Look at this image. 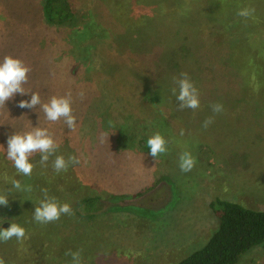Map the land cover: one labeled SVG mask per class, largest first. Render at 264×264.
Here are the masks:
<instances>
[{
  "label": "rangeland",
  "instance_id": "1",
  "mask_svg": "<svg viewBox=\"0 0 264 264\" xmlns=\"http://www.w3.org/2000/svg\"><path fill=\"white\" fill-rule=\"evenodd\" d=\"M45 1L0 0V63L9 55L22 60L31 68L28 80L35 75L39 81L51 65L62 71L68 59L73 61L70 58L73 54H67L63 48L65 43H61L65 36L60 37L59 29L45 24L39 14ZM75 5L76 12L86 7L93 15V37L100 44L88 45V42L87 47H94L99 57L114 60L111 66L118 67L116 74L129 81L134 79L133 74L138 78L140 73L151 79L154 90L147 92L135 78L142 94L140 100L152 116L149 121L140 120L144 121L140 128L148 135L160 133L167 141V152L158 158L150 155L149 148L143 155L136 153L138 157L130 162L129 172L151 185L160 173L167 177V184L132 203L140 208L159 209L167 202V208L156 213L139 211L132 205L120 207L121 196L112 197L111 192L102 190H109L105 186L111 177L108 173L98 186L102 192L92 191L89 167L97 162L92 163L84 154L81 160L85 163L84 168L78 166L81 162L70 165L64 181L57 182L53 188L58 190L48 192L59 203L70 204L73 215H62L59 220L47 224L33 219L35 207L43 198L41 189H46L43 177L28 179L26 186L32 187L31 192L13 190L8 206H0V229L5 223L9 224L7 228L10 223H17L26 230L23 240L0 241V258L5 264H72L71 256L66 255L69 250H80L83 264H178L204 248L220 229V220L212 206L214 202L229 201L264 211V76L255 71L259 67L264 70V65L257 64L260 51L256 44L258 38L254 37L255 33L264 35V0H77ZM244 7L255 9L257 16L238 15ZM143 20L150 27L148 44L135 46L138 30L132 29L138 28L135 23L139 26ZM120 21H127L126 30L130 31L119 33L122 34L121 43L116 35L123 29L118 25ZM82 25H86L84 21ZM232 30L238 40L233 44L235 34L228 35ZM185 35L189 41L182 40ZM251 35L247 45L245 40ZM224 36L226 39L222 44ZM180 41L189 43L188 47L182 44L181 51L188 50L192 42H200L195 51L198 55L192 54L195 58L190 61L192 64L177 59L182 56L180 53L168 57L169 61H179L180 68L198 89L200 107L195 110L179 108L175 79L182 78L181 74L174 70L159 79L153 73L156 69L147 67L143 61L147 62L154 53L176 48ZM128 44L135 50L129 52L130 47L125 46ZM261 46L264 52V40ZM202 49L205 54L201 53ZM194 64L196 67L192 69ZM122 65L131 67L123 70L119 68ZM223 67L226 69L224 74L221 72ZM231 73H237L239 77H231ZM80 74L81 79L85 77L86 80L90 75L84 69ZM53 85L46 87L42 83L40 86L46 93L49 88H55ZM173 88H177L176 95ZM83 92L71 94L80 97ZM214 104H222L223 111L214 113L211 107ZM209 117L213 122L204 127ZM121 128L123 135L128 128ZM130 129L135 130V127L130 126ZM181 130L184 135L180 134ZM78 136L75 134L74 140L70 134L63 135L57 142L60 148L51 158L62 155L67 160L69 156H81L75 149L81 150L83 146L79 144H83L84 138L83 134L80 135L82 139ZM133 141L128 142L131 147ZM0 146L5 149L0 148V192H6L11 188V180L21 181V177L15 176L6 159L7 142L3 141ZM86 148L84 153L89 154V147ZM102 152L106 155L108 151ZM183 152H190L196 160L195 167L186 173L179 167ZM104 155L98 153L99 163L109 162ZM2 160L8 163L4 164ZM50 162L53 164V159ZM161 164L164 168L158 170ZM133 167L135 170L131 171ZM73 168L76 172L84 169L83 174L77 172L80 179L72 172ZM135 186L127 187V190L134 192ZM84 199L95 200L79 204ZM239 264H264V246L248 252Z\"/></svg>",
  "mask_w": 264,
  "mask_h": 264
},
{
  "label": "trees",
  "instance_id": "2",
  "mask_svg": "<svg viewBox=\"0 0 264 264\" xmlns=\"http://www.w3.org/2000/svg\"><path fill=\"white\" fill-rule=\"evenodd\" d=\"M76 1L77 0H46L44 6L39 10V14L42 15L45 24L59 29L61 32L60 37L65 36L61 38V43H65V47L63 48L66 49L67 54H73L70 55V58L73 59V61L68 59L66 61L67 65L62 71H58L57 67L54 68L51 65L47 69V72L44 71V73L41 74L42 79L39 81L36 79L37 76H30L28 83L23 85L28 94L22 96L17 93L6 103V106L0 107V144H2L3 141L7 142L8 137L16 132L30 131L32 127L39 126L41 128H48L56 142L61 141L63 135L70 134L75 140V134L79 135L78 138H81L80 135L83 134L82 137L84 138V141L81 138L83 144H79V146L83 147L81 150H75L78 155H81L77 157L80 158L79 160L81 162L78 166L84 168L83 166H85V163L81 161L84 154L86 157L89 156L91 158L92 163H94L95 160L97 162L89 167L91 168L89 171V182L92 191H109L112 193V197L121 196L122 202L120 207L124 206L123 208L132 205L139 209V211H154L156 213H162L164 209L166 210L167 208V202L161 208L154 209L144 206L140 208L138 207V204L132 203V201H141L146 195H148V192L158 191L163 184H167V177L159 173L157 174L156 181L151 185V182L145 181V183H143L141 178H136L135 175H132L131 172H129L130 162L132 159L138 157L136 156V153L143 155L145 152L149 151L147 140L153 133L148 135L143 128H140L143 126L142 122H144L140 120L149 121L152 116L150 115L151 112L149 109H147V105H145L144 101L140 100L142 94H140L138 80L142 83L145 91L152 92L154 89L149 81L151 79L150 77H147L146 74L140 73L138 78L133 74L134 76L132 77H134V79L129 81L126 77L124 78L122 75L116 74L118 67L111 66V63H114V60L111 58L109 59L106 56L103 58L99 57L96 55V51L93 49L94 47H87L88 42H90L88 45H91V43L100 44V42L93 37L95 33L93 31V25H91L93 22V19H91V16H93L91 9L81 7V9L76 12L77 10L74 7L76 6ZM244 9L246 8L244 7ZM257 14L258 12L255 10L249 17H255ZM82 21H84L86 25L83 26ZM110 25L113 26L112 24ZM118 25L123 28L116 34L121 43L122 34L119 33H128L130 31L126 30L127 21H125V23L120 21ZM135 26L138 27L132 29L138 30L135 46H139L142 43L148 44L149 24L143 20L142 24L138 26V24L135 23ZM66 29L69 30L65 31ZM230 34L234 35V41H231V44L238 41L237 37H235L237 34L233 30L228 35ZM255 36L258 38L256 39V44H259L257 49L260 51L257 64L264 65V52L261 50L263 47L261 46V43L262 40H264V35H256L255 33L254 37ZM252 37L253 35L245 40L247 45ZM225 39L226 37L224 36L222 44H224ZM182 40L189 41V38L185 35ZM84 44L86 45L85 48ZM182 44L187 47L189 46V43L185 44L180 41L176 48L168 49L166 52L154 53V55H150V57L147 58V62L146 60L143 61L147 64V67L153 66V68L156 69V71L153 69V73L160 77L159 79H164L165 77L163 76H167V73L173 72L174 70V72H177L178 74L185 73V71L180 68L179 61L174 59L173 61H169L168 57L180 53L182 56H177V59L183 61V63H191L190 61H195V58H192L194 56L192 54L198 55L195 51H198L200 42L197 44H193L192 42L190 48L186 51L180 50ZM125 46L130 47L129 52L135 50L134 46L131 44ZM82 48H84V51ZM88 48L92 49V51H89ZM201 53L205 54L206 51L204 52L202 49ZM77 63L80 64L74 69L73 66ZM199 64L200 62H198V65ZM130 67V65L126 67L122 65L119 68L128 70ZM195 67L196 64L192 66V69H195ZM199 67H197L196 70H198ZM207 68L213 70L210 66H207ZM83 69L90 73L89 77H87L88 81L84 79L85 77L81 79L82 77L80 73L83 72ZM225 71L226 69L223 67L221 72L224 74ZM255 71L259 72V76L262 74L264 76V70L262 67L255 69ZM233 76L236 78L239 77L237 73H231V77ZM42 83L46 87L54 84L55 88H49V91L44 93L43 88L40 86ZM77 91L85 92L81 93L83 95L80 97H73V94H71L73 115L77 117L78 125L76 131L73 133H71V129L67 128L62 119L55 123L47 121L39 106H37L36 109H22L17 106L21 100L30 101L31 94L35 92L40 94L42 102H47L52 96H66L68 93H76ZM136 98L139 99L136 100ZM80 101H83V103ZM77 103L82 104L78 105ZM120 126L128 128L123 135L120 134V132L123 131V128ZM130 126L133 128L135 127V130L130 129ZM71 140L68 141L71 142ZM129 140H134L132 142V147L131 143H128ZM142 140L145 142L142 143ZM99 145H101V147ZM86 147H89V154L84 153L87 149ZM59 148L60 146L57 148V151ZM95 149L97 150L95 151ZM105 149L108 151V155L107 153L104 155L105 153L102 152ZM97 152L103 154L109 162L99 163ZM51 159L54 160L55 158L50 157L45 166L39 162L40 154H33L30 160L34 165L31 176L17 174L12 162H10V167L14 170V174L15 176L17 175V178L21 177V184L25 183L26 186L28 179H41L40 177H43V179H45L44 185L46 189L48 192H51L53 190H58L53 189L55 184L59 181H64L65 178L63 177L67 173V171L57 173L53 168L52 162H50ZM2 162L4 164L8 163V161L5 160H2ZM163 168L164 166L161 164L158 170H163ZM133 170H135V167L131 169V171ZM4 171L5 173L12 174L8 170ZM80 171L81 172H78L77 170L79 174L84 173V169H81ZM72 172L78 176V179H80L74 168ZM154 172L155 170H153L152 173ZM107 173L111 175V177L107 179L108 183L105 185L109 190H101L98 186L102 183L104 174ZM132 177L135 178L133 179ZM24 179H26V182ZM132 181L135 182L131 183ZM72 183L75 185L74 182ZM69 184H71V182ZM133 185H137L135 186V188L137 187L136 191L129 192L127 187L132 188L131 186ZM121 191L127 192L122 193ZM94 200L95 199H84L79 202V204H89L94 202ZM126 200L129 201L127 202ZM212 206L215 208L216 215L220 220V229L214 234L204 248L194 252L191 256L180 261L178 264H239L248 252L257 247L264 246V211L252 210L240 204L222 200L214 202Z\"/></svg>",
  "mask_w": 264,
  "mask_h": 264
},
{
  "label": "clouds",
  "instance_id": "3",
  "mask_svg": "<svg viewBox=\"0 0 264 264\" xmlns=\"http://www.w3.org/2000/svg\"><path fill=\"white\" fill-rule=\"evenodd\" d=\"M255 9H243L238 12L242 17H248L254 13ZM31 68L25 63L12 56H5L3 62L0 63V107L6 106V103L12 99L17 93L26 95L23 85L28 83L29 73ZM179 79H175L177 88H173L172 92L176 95L179 102L180 110L185 108L197 109L200 107L199 91L194 83L190 80L187 73H181ZM32 93V92H30ZM83 95V94H81ZM19 108L36 109L39 106L44 113L45 119L49 122L55 123L61 119L64 121L71 133L77 129V117L73 115L71 93L66 96H52L47 102H42L41 96L38 92L31 94V99L21 100L17 105ZM214 113L223 111L222 104H214L211 106ZM213 122V118L209 117L204 122V127H207ZM181 135L184 131L181 130ZM6 159L12 162L17 174L24 176H31L34 165L30 162L33 154H40V163L45 165L50 157L54 156L59 145L49 132L48 128L32 127L30 131L16 132L10 135L7 139ZM147 147L150 149V155L158 158L160 154L167 152V141L160 134L155 133L147 140ZM0 148L4 149L3 146ZM5 150V149H4ZM80 160L76 156H69L66 160L64 156H55L53 160V168L59 173L67 171L70 165L79 164ZM196 164L195 158L190 152H183L179 157V167L182 172H190ZM7 180V174H5ZM13 190L20 192H31L32 187L23 186L19 180H11V188L6 192H0V206L7 207L9 204V194ZM43 198L36 205L33 212V219L40 224H47L55 222L60 219L62 215H73L71 205L68 203H59L55 197L49 196L47 189H41ZM26 236L24 227L17 223H10L7 229H0V241L7 242L13 238L18 241L23 240ZM66 255L72 258V264H83L81 251L69 250ZM0 264H5V261L0 258Z\"/></svg>",
  "mask_w": 264,
  "mask_h": 264
},
{
  "label": "water",
  "instance_id": "4",
  "mask_svg": "<svg viewBox=\"0 0 264 264\" xmlns=\"http://www.w3.org/2000/svg\"><path fill=\"white\" fill-rule=\"evenodd\" d=\"M3 226H5L4 229H7V227L9 226V224L8 223H5Z\"/></svg>",
  "mask_w": 264,
  "mask_h": 264
}]
</instances>
